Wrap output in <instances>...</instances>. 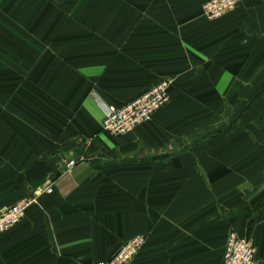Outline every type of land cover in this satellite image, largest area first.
<instances>
[{"label": "crops", "instance_id": "0c3cea01", "mask_svg": "<svg viewBox=\"0 0 264 264\" xmlns=\"http://www.w3.org/2000/svg\"><path fill=\"white\" fill-rule=\"evenodd\" d=\"M210 1L0 0V210L38 200L0 264H102L136 236L131 264H224L231 232L264 264V0ZM165 80L151 122L103 131Z\"/></svg>", "mask_w": 264, "mask_h": 264}, {"label": "built area", "instance_id": "2783aa9c", "mask_svg": "<svg viewBox=\"0 0 264 264\" xmlns=\"http://www.w3.org/2000/svg\"><path fill=\"white\" fill-rule=\"evenodd\" d=\"M242 0H211L203 5V16L208 21L218 20L235 11ZM172 82L162 81L139 95L121 108H107L103 120V131L113 136H124L139 126L149 123L170 101ZM70 162L67 171L75 168ZM52 193V190L47 192ZM37 198L23 199L16 205L0 210V235L18 226L29 209L37 204ZM147 243L145 236H136L127 242L108 262L102 264H131ZM256 247L249 238L231 232L226 243L224 264H258Z\"/></svg>", "mask_w": 264, "mask_h": 264}, {"label": "bare ground", "instance_id": "6f19581e", "mask_svg": "<svg viewBox=\"0 0 264 264\" xmlns=\"http://www.w3.org/2000/svg\"><path fill=\"white\" fill-rule=\"evenodd\" d=\"M242 2V1H241Z\"/></svg>", "mask_w": 264, "mask_h": 264}]
</instances>
